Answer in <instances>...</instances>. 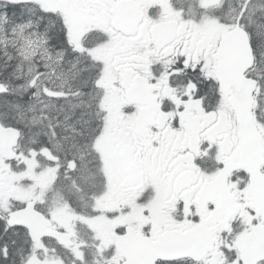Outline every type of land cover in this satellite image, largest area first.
<instances>
[{
    "label": "snow or ice",
    "instance_id": "1",
    "mask_svg": "<svg viewBox=\"0 0 264 264\" xmlns=\"http://www.w3.org/2000/svg\"><path fill=\"white\" fill-rule=\"evenodd\" d=\"M0 264H264V0H0Z\"/></svg>",
    "mask_w": 264,
    "mask_h": 264
}]
</instances>
